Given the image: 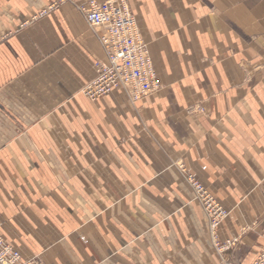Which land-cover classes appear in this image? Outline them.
Here are the masks:
<instances>
[{
	"label": "crops",
	"instance_id": "obj_1",
	"mask_svg": "<svg viewBox=\"0 0 264 264\" xmlns=\"http://www.w3.org/2000/svg\"><path fill=\"white\" fill-rule=\"evenodd\" d=\"M85 1L0 0V233L45 264H251L264 250V0H129L159 84L133 106L119 89L82 93L105 60ZM175 161L228 211L227 249Z\"/></svg>",
	"mask_w": 264,
	"mask_h": 264
},
{
	"label": "built area",
	"instance_id": "obj_2",
	"mask_svg": "<svg viewBox=\"0 0 264 264\" xmlns=\"http://www.w3.org/2000/svg\"><path fill=\"white\" fill-rule=\"evenodd\" d=\"M77 9L91 28L101 29L97 37L105 54L104 61L94 63L95 77L84 86L82 93L85 96L97 100L119 89L130 102L135 103L159 88L154 59L126 0H87L78 5ZM45 13L46 10H43L31 16L30 20L34 21ZM178 170L194 200L202 207L212 245L218 251L227 249L233 241L220 244L217 235L218 226L227 216L226 209L183 164H178ZM0 264L45 263L39 259L23 257L0 233ZM217 264L235 263L221 258ZM251 264H264V250L257 254Z\"/></svg>",
	"mask_w": 264,
	"mask_h": 264
},
{
	"label": "rangeland",
	"instance_id": "obj_3",
	"mask_svg": "<svg viewBox=\"0 0 264 264\" xmlns=\"http://www.w3.org/2000/svg\"><path fill=\"white\" fill-rule=\"evenodd\" d=\"M87 1V0H86ZM85 1V2H86ZM127 1V3H128V5H129V8H130V10H131V12H132V14H133V16L136 18V20L139 22V20H138V18H137V16H136V14L133 12V10L131 9V6H130V4H129V0H126ZM84 3V2H83ZM149 50H150V48H149ZM151 53V52H150ZM121 92H122V94L125 96V98L128 100V98L126 97V95L124 94V92L122 91V90H120ZM128 102L130 103V105H134L135 103H132V102H130L129 100H128ZM178 164H183L184 166H185V168L188 170V168H187V166L184 164V162L183 161H175V162H173V167L177 170V172H178V174H179V177H180V180L182 181V182H184V183H186L185 182V180L183 179V177H182V175H181V173H180V171L178 170ZM192 174V173H191ZM195 176V175H194ZM196 177V176H195ZM189 187V186H188ZM190 189V188H189ZM191 191V190H190ZM191 194H192V192H191ZM192 198L194 199V197H193V194H192ZM201 206V205H200ZM202 208V207H201ZM227 211V210H226ZM227 216H228V211H227ZM226 216V217H227ZM209 235V234H208ZM11 243V242H10ZM12 244V243H11ZM25 258H28V259H31V258H29V257H25ZM40 260V259H39ZM41 261H43L42 259H41Z\"/></svg>",
	"mask_w": 264,
	"mask_h": 264
}]
</instances>
